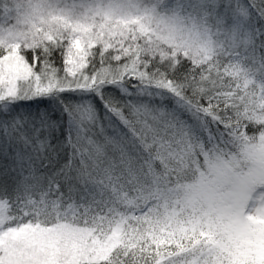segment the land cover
I'll list each match as a JSON object with an SVG mask.
<instances>
[{
  "label": "snow or ice",
  "instance_id": "snow-or-ice-1",
  "mask_svg": "<svg viewBox=\"0 0 264 264\" xmlns=\"http://www.w3.org/2000/svg\"><path fill=\"white\" fill-rule=\"evenodd\" d=\"M0 264H264V0H0Z\"/></svg>",
  "mask_w": 264,
  "mask_h": 264
},
{
  "label": "trees",
  "instance_id": "trees-1",
  "mask_svg": "<svg viewBox=\"0 0 264 264\" xmlns=\"http://www.w3.org/2000/svg\"><path fill=\"white\" fill-rule=\"evenodd\" d=\"M25 107H31L33 110H35V108L37 107V105L35 103H25L24 105Z\"/></svg>",
  "mask_w": 264,
  "mask_h": 264
}]
</instances>
